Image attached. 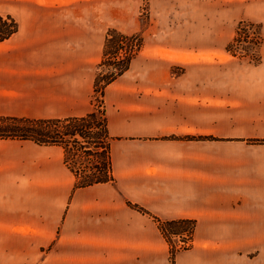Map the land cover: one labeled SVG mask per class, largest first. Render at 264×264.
I'll return each instance as SVG.
<instances>
[{
	"label": "crops",
	"instance_id": "0c3cea01",
	"mask_svg": "<svg viewBox=\"0 0 264 264\" xmlns=\"http://www.w3.org/2000/svg\"><path fill=\"white\" fill-rule=\"evenodd\" d=\"M19 44L32 43L30 39L14 43L11 56H6L9 62H4L0 50V115L51 118L91 111L90 69L86 73L78 61L66 60L55 72L67 69L80 75L81 81L68 77L70 88L64 92L56 88L58 80L35 90L37 67L20 63ZM189 47L182 50L189 52ZM200 49L211 51V46ZM98 56L99 46L86 59ZM112 84L107 94L113 93L114 99L111 96L105 110L113 137V182L72 190L60 146L0 140V264H165L162 234L153 222L130 209L127 200L163 220L196 219L194 236L206 259H217L210 260L213 263L261 264L264 175L244 161V150H228L233 141L194 138L207 134L206 121L197 127L196 102L180 101L174 92L188 95L195 84L173 93L156 84L133 87L128 78ZM142 89L171 94L174 99L163 103L155 96L135 98L136 90ZM33 103L40 110L27 106ZM159 105L166 106L171 116L156 122ZM172 133L178 138L164 140ZM114 202L119 203L115 208ZM24 237L41 240L37 247L33 243L26 248L13 241Z\"/></svg>",
	"mask_w": 264,
	"mask_h": 264
},
{
	"label": "rangeland",
	"instance_id": "374dc122",
	"mask_svg": "<svg viewBox=\"0 0 264 264\" xmlns=\"http://www.w3.org/2000/svg\"><path fill=\"white\" fill-rule=\"evenodd\" d=\"M0 16H9L18 25L17 31L8 37H12L11 40L4 41L6 38L2 40L4 42L0 41L4 62L10 61L6 56H11V47L19 39H30L32 43L30 47L19 44L17 48L23 49L19 55L21 64L34 63L37 67L35 90L43 87L42 84L51 86V82L58 80L55 82V85L59 83L56 88L64 92L68 77L81 81L80 75H72L75 73L67 69L55 72L61 69V63L66 60H76L81 63V69H87L86 73L90 70L93 72L89 104L91 111L97 113V126L90 123L82 129L91 132L89 135L98 131L103 139L101 147L108 146L113 138L108 132L105 105L111 96L114 99L113 93L107 94V88L117 79L128 78L134 82L133 87H138L140 83L161 85L162 91L172 93L184 85L195 84L196 89L188 95L174 92L179 95L174 98L180 101L188 99L196 102L197 127L206 121L207 134L194 138L233 141L234 145L228 150H244V161L259 167L261 177L264 175V0H0ZM97 46L99 56L87 60ZM184 46H191L190 51L182 50ZM210 46L211 51L200 49ZM115 63L120 66L127 64V69L108 82L115 73ZM146 95L155 96L163 103H172L170 101L174 99L171 94L153 93L146 89L134 93L137 99ZM37 104L27 106L38 111L40 108ZM168 115L166 106L159 105L154 119L158 122ZM17 118L25 120L22 122L24 125H29L32 123L27 122L29 119L68 117L0 115V129L5 127L12 130L17 123H21ZM103 121L107 135L103 132L105 126H101ZM33 124L31 127L40 125ZM59 125L66 124L58 123L50 129L62 131L63 128L56 127ZM200 131H203V126ZM217 134L223 136L217 137ZM163 138L178 137L172 133ZM0 140H16L23 143L21 145H25V141L35 143L1 134ZM108 151V159L104 160L105 155L98 157L93 153L85 156L80 151L72 150L66 164L63 149V162L68 170L70 167L76 168V173H81L82 177L108 170L112 179L106 182H113L110 149ZM76 178L77 175L69 170L68 180L72 190L105 183L75 187ZM126 204L148 222H153L162 234L165 264H218L210 261L217 259H206L207 254L201 248L203 246L194 236L196 219L163 220L136 202L127 200ZM118 205V202H114L113 208ZM29 206L39 208L37 204ZM170 220L179 221L174 230L166 229L165 223ZM39 240L28 237L13 239L22 248L33 243L37 247ZM73 260L75 258L70 255L69 261L74 263ZM261 264H264V260Z\"/></svg>",
	"mask_w": 264,
	"mask_h": 264
},
{
	"label": "trees",
	"instance_id": "16d2710c",
	"mask_svg": "<svg viewBox=\"0 0 264 264\" xmlns=\"http://www.w3.org/2000/svg\"><path fill=\"white\" fill-rule=\"evenodd\" d=\"M17 27H18L17 22L13 18L9 16L7 17L0 16V41L8 38L14 32H16ZM243 36L246 37L247 35H243ZM116 65L117 67L115 73L112 74L108 82L117 78L127 69V64L122 66H120V64H116ZM96 116H97L96 111H91L82 117H68L63 119H38V120L29 119L27 120V122H32L29 125L26 124L24 125V123L22 122H24L25 120L17 118L16 120L21 123H17V125L12 130L3 127V129H0V134L2 136L9 135L10 137L32 140L38 144L60 145L63 147L65 152L64 161L66 164H67V159H69L72 150H75L76 152L80 151L79 153H82L85 156H89L93 153H96L98 157L101 155L103 156L105 155L106 158L104 160H106L108 159V155H109L108 149H110V143H108V146L104 145L103 147H101V143L103 142V139L101 136H99L100 133H98V131L92 133V135H89L91 134V132L82 129L83 127H85L86 124L91 125L90 123H92L96 125L97 124V123L95 124ZM104 122L105 121H103L101 126H105ZM33 123L36 125L37 124L40 125L31 127ZM58 123L66 124V125L56 126L63 128L62 131L57 129L55 130L50 129L52 125L55 126V124ZM105 128L106 126L103 128V132L105 133V135H107V131ZM90 139L93 140L90 142ZM69 170L77 175L75 181V187H83L94 183L106 182L112 179L108 170L98 171L96 173H93L91 177L86 176V174L82 177L80 175L81 173H76L77 170L76 168L70 167ZM78 174L81 177H79ZM165 224L167 225L166 229L174 230V227L179 225V221L170 220L167 221Z\"/></svg>",
	"mask_w": 264,
	"mask_h": 264
}]
</instances>
